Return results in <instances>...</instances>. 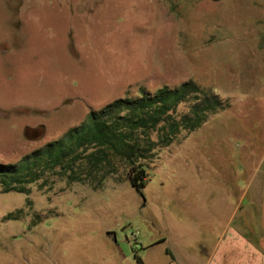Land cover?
<instances>
[{"label":"rangeland","instance_id":"1","mask_svg":"<svg viewBox=\"0 0 264 264\" xmlns=\"http://www.w3.org/2000/svg\"><path fill=\"white\" fill-rule=\"evenodd\" d=\"M189 80L225 106L156 147L142 193L115 157L81 180L57 166L27 191L0 184V264H120L119 246L139 264V241L213 235L230 197L237 216L254 206L243 176L264 156V0H0V163Z\"/></svg>","mask_w":264,"mask_h":264},{"label":"trees","instance_id":"2","mask_svg":"<svg viewBox=\"0 0 264 264\" xmlns=\"http://www.w3.org/2000/svg\"><path fill=\"white\" fill-rule=\"evenodd\" d=\"M188 101L192 102L190 112L177 118L176 110ZM224 106L218 94H207L193 80L117 98L90 110L79 131L73 130L67 138L34 150L17 164L0 163V184L5 191H27L29 184L57 166L81 180L111 165L115 157L126 162L130 183L142 193L149 174L145 159L154 155L156 147L170 144L183 128L199 127L210 112ZM90 148L93 151L87 152ZM136 259L145 264L137 254Z\"/></svg>","mask_w":264,"mask_h":264},{"label":"crops","instance_id":"3","mask_svg":"<svg viewBox=\"0 0 264 264\" xmlns=\"http://www.w3.org/2000/svg\"><path fill=\"white\" fill-rule=\"evenodd\" d=\"M243 177L248 180L246 193L257 194L254 206L250 207L256 211L249 208L245 214L237 216L241 206L234 208L230 197L229 210L213 218V235L181 234L173 239V245H168V238L164 237L150 239V243L137 241V247L131 243L129 246L145 264H264V156L260 166ZM113 253L120 264H124L122 259L133 263L127 249L119 246Z\"/></svg>","mask_w":264,"mask_h":264}]
</instances>
